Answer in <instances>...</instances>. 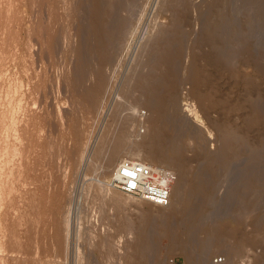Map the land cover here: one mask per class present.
Segmentation results:
<instances>
[{"label": "rangeland", "instance_id": "1", "mask_svg": "<svg viewBox=\"0 0 264 264\" xmlns=\"http://www.w3.org/2000/svg\"><path fill=\"white\" fill-rule=\"evenodd\" d=\"M46 1L50 3L54 1L53 4L55 5H58L59 3L58 0H51V1L50 0H43V1L42 0H0V56L2 58L0 63V115H1L0 134H5L6 136L5 142L10 145V97L12 95L15 101L17 99H20L22 100L21 101L22 103H27L26 106H28L31 110L28 107L27 109H29L33 114L35 113L36 115V113L38 112L36 115L37 118L33 114H32L33 116L30 117L31 113L28 114L31 120H29V118H25L23 113L17 114L21 121H23L24 120L23 118H25L24 123L19 121L18 124L23 123V126L20 125L21 129L22 127L24 129V126L26 125L25 129L23 130V134H27L26 135L27 137L25 135H21V137L24 136L26 138L25 141L23 140V137L21 139L18 137L17 140L18 142L20 140H23L20 141L21 144L22 142L23 143L26 142L24 143L25 145L27 144L29 145L31 144V145L30 146L24 145V148L27 147L26 148L27 151L25 150L23 152L25 154L23 157L28 160V162L25 164V166L28 165V168L25 167V169H23V166L20 167V170L18 171L19 174H17L15 171L17 176H20L21 178V180L19 179L20 181L18 179L15 180V182L17 183L14 182L15 183L14 188L16 189V191H13V195H11V197L10 195L9 196L6 195L7 197H5V194L2 197H0V199L2 198L0 200V255L1 254L3 255V257H1L0 259V264H15L14 262H16V264H72L71 261L72 257L70 255H64V253L60 256V258H56L57 260L53 259V256H55L54 255L55 251L53 250L54 247L52 246L54 243L56 244L58 234H61L62 236V232L58 231V227L60 221H62V219L64 220V218L62 217L66 216L67 211L69 214V220L71 221L70 223L73 224L72 226L75 227L78 225V229L80 226H81L80 229H82L79 231L80 233H78L80 238L78 237L77 240H75L76 242L73 241L72 246L73 243L74 245L78 244L79 251L85 253V255L86 253L88 255L90 250H92L90 252L91 253L90 255H92V257L90 256V259H92V263L95 262L94 264L97 263L112 264L116 262V258H115L116 256L115 257L113 256V259L112 257H110L111 259H109L107 258V256H105L104 253L99 252L95 248L92 249L93 247L91 245L90 246L88 245L90 243L86 242L89 241L91 242V244L93 242V244L95 245L94 241L89 240L90 237L87 235L88 230L86 229L85 232L84 226L86 227L88 222L91 221L93 222L97 220V217L98 218L99 216L101 217L102 214L99 211L101 208L103 212L105 210L103 215H106L107 213V216H111L112 219L113 217L116 218L118 216H125V217H129L135 222H137L139 219L142 218L147 219V217L148 219L150 218L149 220H156L163 213L167 214L169 208L165 204V202L158 203L151 200L146 202V200H141L140 198H135L126 195L116 189L105 187L106 185V184L104 185V183H106L105 180L107 181L110 175H112V173L110 172L107 174L106 176L107 178L103 179V172H102L103 168H101V164H104L106 157L102 160L100 159V161L99 159L93 161L94 162V163L92 162L93 164L87 161V155L89 149L86 150V152H84L83 149L85 148L86 145L91 146L93 140L95 141L98 138H100L99 137L100 135L102 137V135L105 134L104 145L107 146L108 144L107 142H109V145L107 146L108 149L112 145L113 146L115 145L117 147L119 146V149L123 150L124 147L123 139L121 140L116 137L118 135L117 131L120 130L117 129L119 128L120 123L118 121V117L109 118L107 123L109 122L110 123L107 124L108 126L106 125L107 130L105 129L106 130L105 132L104 128L102 129L103 127L102 125L105 126L106 120L108 118L105 116L106 113L105 111L109 109L108 104L110 98L108 97L109 98L108 99L106 95H105L106 98L105 97H104L105 99L103 98V101L108 99L105 101V105L108 107L105 106L106 110L104 109L105 111L103 112V116H101V118H98L99 116H97L96 114L87 113V111L84 110L81 101L77 100V98L74 97L75 94L73 93V89L64 84L65 82L61 78V76L63 73H65L64 70L66 68L74 66L73 64H75L76 55L74 53H69L64 50H61L60 47L63 48V44L61 41L62 30L63 27H67V28L71 27L69 32L71 34L72 33L75 34L77 30L78 31L81 30L82 26L80 25V23L77 21L76 18L74 19L71 18L68 20V18L63 14L65 11L62 8L60 9L61 7L60 3L58 5L60 6L59 8L58 6L57 7L55 6L58 10L56 8H53V11L55 12H53L51 15L48 14L49 12L48 6H50V3H48L47 6ZM73 1L74 3H79L80 1L82 2L83 0H79V1L73 0ZM186 1L188 2L189 0ZM161 2L162 0H154L153 5L150 3L146 9L147 15H145V18L146 16L148 17L144 20L146 24H148L150 27V33H149L150 37L155 36L157 34V30L160 27L167 28L166 25L168 24H169L168 27H170L171 25L170 29L172 31L175 29V27L172 28L173 25L171 22L172 21L171 15L173 12L169 10L160 9ZM211 4H213L214 6ZM35 7L37 10H35ZM218 7H222V9L226 14V17H229L228 19L231 20L233 24L232 27H234L232 28V30L229 28L231 31H227L228 33L225 31V35L227 33L228 35L226 36L227 37L229 36L227 42L228 44L225 45V50L226 49L228 50L227 51L229 53L228 57H230V62H232L228 68L223 67L222 64H219L217 62H216L217 64L216 63L212 64L214 47L212 45H209L208 42H206L207 39L205 36L206 31L204 29V24L207 21L214 20L215 18L214 13ZM151 8L152 9L154 8L153 9L154 11H152ZM188 10L190 12V15L188 14L189 17L187 16L188 17V20H186L187 22L182 23L183 27L181 33V35L183 36L182 37L183 40H185L184 47L186 49V55H187L186 57L189 56L191 58L192 56L196 59L195 60L194 58H191L195 60L199 68H202V70H204L203 71L204 76H207L205 77L206 79L204 78L201 87H203L205 91H208L207 93H210L212 100H217L219 103L221 101V104L217 103L219 105H217L216 108L213 107V109H211L209 106L211 104H209L208 102L206 104H208L209 107H207L206 104L205 107L204 103H200V101H198L195 94L192 93L193 91L190 92L191 90H193L192 89L193 83H192V78H191V82L189 81V79L190 77H192L191 74H193L191 70L192 69L194 70V68H191L193 67V65H191V67L186 69V72L187 70L189 71L187 72L189 74L188 80H186L185 83L183 84L181 91L185 95L189 93L187 95V98L188 100H190L192 103L195 104L194 106L198 111V120L199 121L201 120L203 124L200 122V124H202L200 125L199 121L196 124L195 121H193L192 117L189 118L190 120L188 119L187 123H189L190 126L192 125V127H197V129L199 128V130L203 135L207 150L213 152L216 149L221 148L220 146H222V142L220 141L221 138L220 135L218 134L219 130H217L218 129L217 126L221 125V123L225 121L222 126H226V125L227 127L232 126L230 128L236 129L240 133H243V135L245 134L244 137L248 141L247 143L248 146L244 148L243 152L249 150L248 152H246L248 156V154L251 151V146L253 147V145L259 143L261 134L264 137V132H263L264 118L263 121L260 122V124H258L257 126L255 125L256 127L254 126L251 128L249 124L247 125V120H246L248 116L247 100L250 91L246 89L247 86L245 85V83H242L245 82V79L247 78L249 80L252 79L251 81L257 84L254 90L255 93L262 92L264 95V78L259 77L257 74V70H264V0H260L259 3L256 4L251 2V0H192V1L190 0V7ZM177 11H179V15H181L180 14V12L182 11L181 7L177 8ZM61 14H63V16H61ZM37 17L38 18L41 17L40 20L43 19V21L45 22L44 30L46 32V35H48L49 45H51V43L53 42V41L51 42L52 37H54L55 39V40L53 39L54 44L52 45V48L54 47L52 49L53 55L50 56L48 53H44L42 55V61H41L42 63L40 62L38 56L39 55L37 48L38 44L36 43V41H34L35 39L34 31H33L34 33H32L33 34L32 39L33 42L35 43V47L33 50L34 52L33 59H35V61L37 62H35L34 60H33L34 62L30 60L32 59L33 56H30L28 53H26V50L24 49L25 42L29 38V34H28L29 28H31L32 26V29H36L39 23ZM212 18L213 20H211ZM55 34L56 36H53ZM55 37H57L58 39ZM78 39L79 37L77 38V36L75 35L73 36L72 41L76 43ZM133 44H135V41ZM133 47L134 46H132V48H130L126 53H124V55L122 56L123 59L121 60L122 63L120 62L119 63L120 65L115 66L116 69L118 70L117 71L118 73H116V77H115L117 81L120 80L121 74L124 71H127L126 68L129 70H131L132 68L134 69V67H136V65H139L140 63H141L140 66L142 67L147 59L145 53L140 48L136 53L137 49L133 50ZM28 56H30L31 58H29ZM141 57H143L144 62L142 61L140 62V60H142ZM184 60H185L184 61V65H185L187 58H185ZM210 60H212L211 63ZM34 63L36 67L34 66ZM214 64H216V66ZM30 67L33 68V70L30 69ZM62 77H64V75ZM240 78L242 79L240 80ZM243 78H245L244 81ZM34 83H36L35 87H37V89L40 86L39 91H41V95H42L40 96L41 99H38L37 100L38 102L36 103H33L30 97L31 94H32L31 96L34 97V92H35ZM31 87L33 88L34 91L32 90ZM26 94L29 95V97ZM192 94H194V96ZM138 100H135L134 102L136 105L139 106L140 108L139 112H145L146 114H148V110L146 109L145 105L143 106L144 102L142 100H139L140 101L139 102ZM14 104H12V106ZM199 104L202 106H200ZM103 117L104 118L106 117V119H104ZM139 120L140 121L138 123L137 121L134 120V123L136 122L135 128L136 131L138 128L139 132L143 133L142 132L143 129L144 128H145L144 130L147 129L148 121L144 117L140 118ZM189 121H191L192 123H190ZM101 122L104 123L102 124ZM115 122L117 123L116 125ZM217 122L220 124H218ZM225 123L227 124L225 125ZM113 128L115 129L113 130ZM137 133L138 131L135 134ZM140 133H138L139 136L144 135V133L143 134ZM108 134L109 136H107ZM168 135L169 137L174 136L172 133H169ZM139 136L134 135L133 137L139 138ZM28 137L31 138L28 139ZM106 137H108L107 139H109V141H106ZM180 139H182L181 143L183 145L184 143L185 146L187 145L188 149L186 155L188 156V158L189 156L192 158V159L189 158L190 170L192 171V173H195L197 171L199 160L195 158V154L197 151L191 148V146L194 144V140L190 136H188L187 132H183V134L180 135ZM28 140L31 141H29L28 143ZM33 148H35L36 150ZM55 154L57 156L56 158L55 157L53 158ZM81 154L84 157H80ZM51 155L52 158L50 157ZM247 156L244 153L242 158L233 161L234 163L233 165L231 164V168H229V170L221 171L218 174V179H217L218 188L216 193L217 195L215 197V202L212 204L213 206L207 207V211L209 210L210 212L213 211L215 216L218 217L215 218L214 216V219H216L215 225H217L218 222V225L216 227H218L217 229L220 230L219 232L221 234L227 232V235H224L226 233L223 234L224 236L227 237L225 239V241H227L226 242L227 245L235 246V244L239 239H245L249 241L245 242V244L241 247L240 251L237 252L238 254L234 257L233 261L227 260L228 259L227 257L229 256H227L225 251H222L220 248L218 250L216 246H211L212 253L210 255L209 264H222V263L224 264L225 262H226L225 264H231V263L232 264H257V263L263 264L264 263V261H262V259L264 260V196L259 197L256 194L257 193L256 180L260 175V173L263 172L264 170V162H262L261 160L258 161L256 160L255 162H253V165L249 167L247 163L249 161V164H251V161L248 160L249 158ZM26 159L25 162L27 161ZM31 161L35 166L31 164L32 163ZM30 165L32 167H30ZM154 165L162 167L167 170H171L175 173L177 172L178 174V171L175 169V167H172L170 165L160 164L157 162L154 163ZM22 169L25 170V172ZM250 171L252 172V174ZM245 173L251 174V178L253 179L252 189L248 193V195L242 196L240 195V193L238 194L239 192L238 186L241 182L242 175L244 176ZM22 179H24L23 182ZM101 181H103L102 182L103 185ZM96 186L103 187L102 191H104V193L106 194L104 196H99V197L98 194L97 195L93 194V192L96 193L97 190L99 189ZM30 189L35 194L31 192ZM26 191H29L33 193L32 194L33 196L34 195L36 196V197L34 196L35 198L32 197V199L34 198L35 201L37 200L36 202H33L34 200H32V204L34 203L35 209L36 207H38L37 209L38 211L36 210L37 211L36 213L39 214L38 217L41 216L39 219H35L33 223H30L32 222L31 216L36 218L35 216L36 213L32 207L29 208L30 207L29 205L31 204L28 205L29 207H26V204H28L26 201L29 200V199L26 200V198H28L26 197V195L28 194L26 195L23 194V192L25 193ZM19 193L21 195H19ZM112 195L115 196L117 195L123 202L119 210H116L112 205H110V200ZM13 197L15 198V200L13 199ZM102 197H104L103 198L104 200L102 199ZM187 197H188L187 195H184V204L186 209L194 206L192 205L193 200H194L193 204L196 203L195 202L196 196H194L193 198L191 196L188 198ZM255 199L257 200L256 202L254 201ZM73 202L74 204H72ZM102 202L105 208L102 205L101 208L98 209L97 207H100L99 205H101ZM168 202L170 201L167 200L166 203L169 204ZM29 203H31V201H29ZM37 204L38 206H36ZM94 204H97L98 206ZM74 205L77 206L75 207ZM70 206L72 207L70 208ZM12 207H15L16 209L15 208L12 209ZM55 208L57 209L58 213H56ZM29 209L34 211L35 214L26 211ZM25 212L27 213L29 212V213L27 214ZM236 218L238 219L240 218V219L238 220ZM28 219H30V221ZM37 220H39V222H36ZM256 221L263 226V229L260 232L261 238L259 239V241H252L251 236L253 235L254 232L252 228H254V225L257 224ZM14 223H16V225ZM17 225L18 227L16 228ZM102 227H100L101 228L100 233L101 231L103 233V229L105 228L104 225ZM209 227L210 225L206 224L204 231L209 229ZM14 229H16L15 231L17 236H19L18 238L21 239V240L18 239L19 240L18 244L19 246L21 245L22 248L18 247V244H16L17 245L16 248L13 246L15 242L12 240L11 235ZM82 232L84 234H82ZM179 233L180 232H178V234ZM204 234L205 233H200L199 236L203 238L205 237ZM179 235L178 238H180L179 240L182 242L184 236H181V233ZM83 236L86 239V241L83 239ZM117 237L115 238V242L119 240L120 245L122 246L123 241L126 237L124 236L125 238H123L122 236V239H119V237L117 239ZM168 240L167 237L165 238L164 236L155 239L153 238L152 241L155 247L154 248V251L156 253L155 256H157L158 259L159 258L161 259L162 264H168L170 260H173L174 264H186L185 263L186 261H184L186 258V257L184 258L186 250L183 248L182 250L181 247L180 248L178 247L179 248V249L177 248L178 250L177 249L171 251L168 250L169 246L171 245L170 239ZM88 246L90 250H88L89 249ZM17 247L20 249V251H18L20 254L17 252L18 250ZM12 248L15 249L14 251H16L18 256L16 255L15 252L13 253ZM15 257L18 259H16ZM23 257L25 259H23ZM218 257H222L224 258V260L221 263H215L214 260L215 259L218 260ZM103 258L106 259L103 260ZM20 260H22V262H20ZM111 260L114 261L112 262ZM229 260H231V258H229ZM260 261H262L263 263Z\"/></svg>", "mask_w": 264, "mask_h": 264}, {"label": "bare ground", "instance_id": "2", "mask_svg": "<svg viewBox=\"0 0 264 264\" xmlns=\"http://www.w3.org/2000/svg\"><path fill=\"white\" fill-rule=\"evenodd\" d=\"M83 1L82 2L80 1L81 3L80 2L74 3L73 0H58V2L61 4V7L58 6L59 3L58 5H55L53 4L54 1L52 3L46 1L47 2L46 5L50 3V6L47 5L49 8L48 14L51 15L53 12H55L53 11V8H56L58 6V8L60 7V9L62 8L65 11L63 14L68 18V20L71 18L72 19L76 18L77 21L82 26V27L80 26L81 30L80 31L77 30L76 31L77 33L75 32V34L73 33L71 34L69 32L71 27L70 28L63 27L62 36H61L63 48L62 47L60 48L61 50H64L66 52L74 53L76 55V61H75V64H73L74 65L73 67H69L70 69L65 67L66 68L64 70L65 73L62 74V76L64 75V77L61 76V78L64 80L65 82L64 84L66 86L73 89V93L75 94L74 97H76L77 100L81 101L84 110L87 111V113L96 114L97 116H99L98 118H101V116H103V112L106 110L105 101L110 98V101L108 104L109 109L105 111L106 112L105 116L108 118L106 120L105 126L102 125L103 126L102 129L104 128V131L106 132L107 130L106 125L110 123V122L107 123L108 119L118 117L120 126L117 129H120V130L119 131L116 130L118 132V135L116 134L117 135L116 137L121 140L123 139L124 141L123 150L119 149V146L117 147L115 145L114 146L112 145L108 149L107 146L109 145V142H107L108 143L107 146L104 145L105 143L104 135L105 134L101 133V134H104L102 135V137L100 135L99 136L100 138L97 137L98 138V139L96 138L97 140L95 141L93 140L91 146L86 145L85 148L83 149L84 152H86V150L89 149L88 155H87V161L89 163H92L95 160L99 159L100 161V159L102 160L106 157L104 164H101V168H103L102 170L103 179L107 178L106 176L108 173L110 172L113 173L116 164L124 158H129L133 161L137 160L138 162L151 166L152 168L158 167L154 165V163L156 162L160 164L170 165L172 167H175V169L178 171V174L177 172L176 173L174 172L175 177L171 181V184H169L170 194H169L168 200L170 202H168L169 204L166 203L167 201L165 202V204L169 208L167 211L168 212L167 214L163 213L156 220H149L150 218L148 219L147 217V219L142 218V219H139L138 221L136 220L137 222L125 216H118L116 218L113 217L112 219L111 216H107V213L106 215H103V213L105 212V210L103 212L101 208L102 205L104 206L103 204L104 201H103L102 204L99 205L100 207H97L98 209L101 208L99 210L100 213L102 214L101 217L100 216L99 218L97 217V220L93 222L87 221L88 222L87 226L86 227L84 226V231L86 232V229L88 230L89 234L87 233V235L90 237L89 240L94 241L95 245L93 244V242L92 244L94 246L91 244V242L86 241L84 236H83V239L86 242L90 243V244L88 243L87 244L89 246L91 245L93 247L92 249L95 248L99 252L104 253L105 256H107V258L111 259L110 257H112L113 259V256L114 257L116 256L115 257L116 262L112 263L114 260L113 261L111 260L112 264H162L161 259L160 258L158 259L157 256H155L156 254L154 251L155 247H154V243L152 240L153 238L155 239V238H160L163 236L165 238L167 237V240L170 239L171 241L170 243L171 245L169 246L168 250L170 251L175 250L178 247L179 248L181 247V249L183 248L186 250V253L184 252L185 253L184 258L186 257L184 261H186L185 262L186 264H209L210 255L212 253L211 246H216L218 250L220 248L222 251H225L227 256H229L227 257L228 258L227 260L233 261L234 257L238 254L237 252H239L241 247L245 244V242L249 240L239 239L236 244L234 243L235 246L227 245L226 243L227 241H225L227 237L224 236V235H227V232H224L223 230V232L226 233V234L223 233L224 235L219 232L220 230H218L217 229L218 227H216L218 225V222H217V225H215L216 224L215 222L216 219H214L215 214L213 211L211 212L210 210L207 211V207L213 206L212 204L215 202V197L217 195L216 193H217V188H218L217 187L218 186V181H217L218 174L221 171L229 170V168H231V164L233 165L234 163L233 161L236 159L242 158L244 153L247 156L246 152H248L249 150L248 151L245 150L246 152H243V151H244V148L248 146L247 145L248 141L244 137L245 134L243 135V133H240L236 129L230 128L232 126L227 127L226 125L228 123L227 121H226L227 123H225L226 126H222L225 122L224 121L223 123H221V125L217 126L218 127L217 130H219L218 134L220 135V138H221L220 141L222 142V146L219 145L221 147V148H218L219 150L216 149L217 151L215 150L213 152H210L206 148L203 135L201 131L199 130V128L197 129V127H192V125L190 126V124L187 123L190 117L193 118V121H195L196 124L199 121L198 111L196 107L194 106L195 104L192 103L187 98V95L189 93L185 95L181 91L183 84L185 83L186 80H188L189 74L187 72L189 71L187 70L186 72V69L191 67V65H193V67L191 68H194V70L193 69H192L193 71L191 70L193 74H191L192 77H190L189 79V81L191 82V78H192V83H193V85L191 83V85L193 86L192 88L193 90H191L190 92L193 91L192 93L195 94V96L197 97L198 101H200V103H204V106L206 103L209 102V104H211L209 105L211 109H213V107L216 108L217 105L221 104L220 100H219L220 103L217 100H212L210 93H207L208 91H205L203 87H201L202 86L201 84L204 78L207 76H204V73H203L204 70H202V68H199L197 66L195 62L196 59L192 56L191 58H194L195 60L191 59L189 56L186 57L187 56L186 49L184 47L185 40H183L182 38L183 36L181 35V33H182V27H183L182 23L187 22L186 20H188V17H189L188 14L190 15V12L188 10L190 7V0L188 2L186 0H162L160 9L169 10L173 12L171 15L172 21L171 20L170 21L172 22V25H173L172 28L175 27V29L172 31L170 29L171 25L170 27H168L169 25L168 24L166 25L167 28L160 27L157 30V34L152 37H150L149 35L150 27L148 24H146L144 19L148 17L146 16L145 18V15H147L146 13L147 7L149 6L150 3L153 5L154 0H89V1L83 0ZM259 1L260 0H251V2L255 4L259 3ZM180 7L182 10L180 12L181 15H179V11H177V8H180ZM153 9L152 11H154ZM35 10H37L36 7H35ZM63 14H61V16H63ZM214 17H215L214 20L213 18L211 19L213 21H207V22L205 21L206 23L204 24V29L206 31L205 36L207 39L206 42H208L209 45H212L214 47V55L212 56L213 57L212 60L214 62L210 60V63L211 61H212V64L217 62L219 64H222L223 67L228 68L232 62H230V57H228L229 55V53L227 52L228 50L227 49L225 50V45L228 44L227 42H228V37H229V36L227 37L226 35H228L227 31H231L232 28L234 27H232L233 24L231 20L228 19L229 17H226V14L224 10L222 9V7H218L215 10ZM40 18H38L39 23L36 29H32V26L31 28H29L28 30L29 38L25 42L24 49L26 50V53H28L30 56H33L34 54L33 50L35 47V43L33 42V39H32L33 38L32 33L35 32L34 41H36V43L38 44V47H37L38 52H39L38 56L41 62L42 55L44 53H48L50 56L53 55L52 49L54 47L52 48V45L54 44L55 39L54 37H52L51 42L52 41L53 42L51 43V45H49L48 35H46V32L44 30L45 22L43 21V19L40 20ZM46 29H47V26H46ZM49 31H52V30H49ZM225 31L227 32L226 35H225ZM75 35L77 36V38L79 37L76 43L72 41L73 36ZM53 36H56V34ZM134 41H135V44H133ZM59 46H62V45H59ZM132 46H134L133 50L137 49L136 53L138 49L140 48L145 53V56L147 59L142 67L140 66L141 64L140 63L139 65H136L134 69L132 67H131L132 69L130 68L131 70L126 68L127 71H124L121 74L120 80L117 81L115 77H116V73H118L117 72L118 70L116 69L115 66L120 65L119 63L123 59L122 56L130 48H132ZM30 56L28 57L31 58ZM33 58L34 56L30 60L35 61V59ZM141 58L142 60H140V62L141 61L144 62L143 57ZM185 58H187V61L184 65ZM1 60L2 58L0 56V63H1ZM216 64L214 65L216 66ZM39 65H42V64H39ZM34 66H35V63H34ZM30 69L33 70V68L31 67ZM230 70H231V67H230ZM257 74L259 77L264 78V70H257ZM245 78H243V81ZM241 79L242 78H240V80ZM251 80L247 78L245 79V82H242V83H245V85L247 86L246 89L250 91V92L248 91L249 92V97L247 100L248 116L246 120H247V125L249 124L250 127L252 128L255 125L257 126L258 124H260V122L263 121L264 95L262 92L255 93L254 90L257 84H255ZM35 84L36 83H34V90H35L34 97L31 96L32 94L30 95L32 99L31 101L33 103L38 102L37 100L41 99L40 96H42L41 91H39L40 86L37 89V87H35ZM194 94L192 95L194 96ZM105 95L107 98L108 97L109 98L103 101V98L105 97ZM27 96L29 97V95ZM13 98L14 97L12 95L10 97V145L5 142L6 141L5 134H0V197H2L4 194H5V197H7L6 195L8 196L10 195V197L11 195H13V191H16V189L14 188V184L17 182H15V180L17 179L21 180L20 176H17V174H19L18 171L20 170V167L23 166V169H25V167L28 168V165L25 166L28 160L23 157L25 155L23 152L25 150L27 151L26 149L27 147L24 148V145H25L24 143L26 142L24 143L22 142L23 145L20 142L23 140L25 141L26 138L22 136L23 140H20L19 141L20 143L18 142L17 138L19 137L21 139L22 138L21 135H25V136L27 135V134H23V130L25 129L26 125L24 126V129L23 127L21 129L20 125L23 126V123L25 122V118H29L28 114L31 113L30 117L35 115V113L33 114L30 111L31 109L28 106H26L27 103H22L21 102L22 100L20 99H17L15 101ZM138 99L144 102L143 106L145 105L146 109L148 110V114H146L145 112H139L140 108L134 102L135 100H138ZM12 104L14 105L12 106ZM206 105L207 107H209L208 104ZM27 107L30 110L27 109ZM19 113H23L25 117V118L22 117L24 120L21 118L23 121L19 119V116L17 115ZM36 115L35 117L37 118ZM106 117L105 118L103 117V118L106 119ZM143 117L147 119L148 124H147V129L144 130L145 129L144 128L142 131L144 135H140L141 136L140 137L138 135V133H140L138 128H137L138 133L135 134L137 131L135 128L136 122L134 123V120L137 121L138 123L140 121L139 119ZM29 120L31 119L29 118ZM19 121L23 123L20 122L21 124H18ZM26 122H27V119H26ZM189 122L192 123L191 121ZM200 122L202 123L201 120L199 121V124ZM116 124L117 123L115 122V125ZM114 129L115 128H113V130ZM183 132H187L188 136H190L194 140V144L191 146V148L197 151L195 154V158L199 160L197 171L195 173H192V171L190 170V159L189 158L191 157L189 156L188 158V156L186 155L187 149H188L187 145L185 146V143L184 145L181 143L182 139H180V135H182ZM143 133H140V134H143ZM169 133H172L174 136L169 137L168 135ZM134 135L139 136V138L133 137ZM107 136H109V134ZM260 137L261 138L259 140V143L257 141L258 144L253 145V147L251 146V151L249 153L250 155L248 154L247 156L249 158L247 159L251 161V164H249V161L247 163L249 167L252 166L253 162H255L256 160L257 161L261 160L262 162H264V137L262 136V134ZM30 138L31 137H28V139ZM107 138L108 137H106V141H109V139ZM29 141L31 140H28V143ZM28 145L29 144L25 146H28ZM38 150H41V149H38ZM82 154L80 157H84ZM56 156L57 155L55 154L53 158L54 157L56 158ZM50 157L52 158V155ZM25 159L27 160L26 162H25ZM31 164L33 165V162ZM30 167L32 166L30 165ZM15 171L17 174L15 173ZM23 171L25 172V170ZM246 173L244 174V176L242 175L241 182L238 186L239 188L238 194L240 193V195L242 196L248 195V193L252 189V180H253L251 178L252 172L251 174L250 173L246 174ZM27 177H30V176H27ZM23 180L24 179H22V182ZM107 181L105 180V182ZM256 181H257V188H256L257 193L256 194L259 197H263L264 196V170L263 172L260 173ZM102 182L103 181H101V183ZM105 184L106 183H104V185ZM96 187L99 189L97 190V192L95 191L96 193L93 192V194H96V195L98 194V197L104 196L106 194L104 193V191H102L103 187H100V186L99 187L96 186ZM105 187H107V185H105ZM188 191L192 198L196 196V200H195L196 203L193 204L194 200L191 198L193 200L192 205L194 206L186 209L185 204H184V195H187L188 197H190ZM26 192L25 193L23 192V194L25 195L28 194L26 195V197H28L26 198V200L27 199L29 200L26 201L28 203L26 204V207H29V206H30L29 208L32 207L36 213L38 211L37 210L38 207H36L35 209L34 203L32 204V200H34L33 202L37 201V200L35 201L34 199L36 196L34 195L35 196L34 197L32 195L34 193L33 191H31L33 193L29 191H26ZM28 192L31 194H29ZM19 195L21 194L19 193ZM14 197L13 199L15 200ZM32 197L34 198L32 199ZM103 198L104 197H102V199ZM141 200H145V199H141ZM29 201H31V203H29ZM147 201L149 200H146V202ZM254 201L256 202L257 200L255 199ZM122 203L123 202L117 195L116 196L112 195L111 200H110V205H112L116 210L120 209V207L122 206ZM69 204H70V201H69ZM72 204H74V202ZM94 205L98 206L97 204H94ZM36 206H38V204ZM72 206H70V208ZM13 208L15 207H12V209ZM26 211H29L30 213H34V211H32L31 209L26 210ZM75 212H76V209H75ZM56 213H58L57 209H56ZM19 215H16V216H19ZM38 215L39 214L37 213L35 214L36 218L31 216L32 222L30 223H33L35 219H39L41 217V216L38 217ZM62 218H64V220L62 219V221H60L59 227H58V231L62 232V236L61 234H58L56 244L54 243L52 246L54 247L53 250L55 251L54 253L55 256H53V259L60 258V256L64 253V255H70L72 257L71 258L72 264H94L95 262L93 261L94 263H92V259H90V256L92 257V255H90L91 254L90 252L92 250H90L89 246H88L89 248L88 250H90V252L88 253V255L87 253L85 255V253L79 251L78 244L74 245L73 243V246H72V242L77 240V238L79 237L78 233H80L79 231L82 230L80 229L81 226L79 227V229H78V225L75 227L72 226L73 224L70 223L71 221L69 220L68 211H67L66 216ZM215 218H218V217L215 216ZM28 220L30 221V219ZM36 222H39V220H37ZM14 224L16 225V223ZM206 224H209L210 227L209 229L204 231ZM103 225L107 229L104 228L103 233L102 231L100 233V229H101L100 227H102ZM17 227L18 225L16 226V228ZM252 229L254 232H253V235L251 236V240L259 241V239L261 238L260 232L263 229V226L259 222H257V224H255L254 228ZM15 230L16 229H14L11 235V238L15 242L13 246L16 248L17 246L16 244H18L19 242L18 239L20 238H18L19 236H17ZM178 232L181 233V236H184V239L182 242L179 240L180 238H178V235L180 234V233L178 234ZM200 233H205L204 234L205 237L201 238L199 236ZM82 234L84 233L82 232ZM117 236L119 237V239H122V236L123 238L126 237L123 241L122 246L120 245V241L117 240L118 239ZM116 237H117L116 239L117 242H115ZM261 242H262V239H261ZM18 247L22 248V246L21 245L19 246V244H18ZM18 247H17L18 250L16 249L17 252L20 251ZM12 249H13V253L14 252L16 253V251H14L15 249L14 248ZM16 255L18 256L17 253ZM1 257H3L2 254L0 255V259ZM229 258H231V260H229ZM23 259L25 258L23 257ZM105 259L103 258V260ZM262 261L264 260L262 259ZM20 262H22V260H20ZM14 263L16 264V262Z\"/></svg>", "mask_w": 264, "mask_h": 264}, {"label": "built area", "instance_id": "3", "mask_svg": "<svg viewBox=\"0 0 264 264\" xmlns=\"http://www.w3.org/2000/svg\"><path fill=\"white\" fill-rule=\"evenodd\" d=\"M174 177L175 173L170 170L159 166L152 168L124 158L116 164L106 185L135 198L164 203L169 198V184ZM223 260L224 258L218 257L214 262L221 263ZM168 264H174V261L170 260Z\"/></svg>", "mask_w": 264, "mask_h": 264}]
</instances>
